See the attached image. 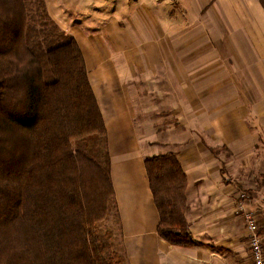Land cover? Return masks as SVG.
Returning a JSON list of instances; mask_svg holds the SVG:
<instances>
[{"label": "crops", "instance_id": "obj_1", "mask_svg": "<svg viewBox=\"0 0 264 264\" xmlns=\"http://www.w3.org/2000/svg\"><path fill=\"white\" fill-rule=\"evenodd\" d=\"M46 4L77 41L102 112L129 264H251L239 192L254 185L264 199L261 0ZM156 104L168 115L161 126L148 116ZM170 152L187 176L193 247L158 234L145 159Z\"/></svg>", "mask_w": 264, "mask_h": 264}, {"label": "trees", "instance_id": "obj_2", "mask_svg": "<svg viewBox=\"0 0 264 264\" xmlns=\"http://www.w3.org/2000/svg\"><path fill=\"white\" fill-rule=\"evenodd\" d=\"M145 165L159 236L193 247L177 154ZM110 166L77 41L46 0H0V264H129Z\"/></svg>", "mask_w": 264, "mask_h": 264}, {"label": "rangeland", "instance_id": "obj_3", "mask_svg": "<svg viewBox=\"0 0 264 264\" xmlns=\"http://www.w3.org/2000/svg\"><path fill=\"white\" fill-rule=\"evenodd\" d=\"M145 100L147 102H150L149 103L150 105H153V104H151L152 103L151 100L156 102L157 98L155 96H150L149 99L146 98ZM156 105L157 106H148V107H151V113H149L148 116L150 118H152L153 122H156L157 125L161 126L163 120H166L168 115L165 114V112H167V111H164L166 109L165 106H161L159 104H156ZM168 112H169V110H168ZM252 188H255V186L254 185H250V190L249 189L248 190L243 189L241 192H239L240 193L239 194L240 195L239 204H240V207L244 206L245 210L250 212V214L254 215L256 219H257V217L259 215V219L262 222V224L264 225V199L262 198L263 195L262 194H257V193H255V194L251 193L252 191L255 192V189H252ZM250 197H251V199L254 198V199H252L254 207H251V209H248L246 206H248V200L250 199ZM243 215H244L245 222L247 224V220L245 218V214H243ZM263 229L264 228H262V230ZM262 232H264V230ZM246 238H248V237H246Z\"/></svg>", "mask_w": 264, "mask_h": 264}, {"label": "built area", "instance_id": "obj_4", "mask_svg": "<svg viewBox=\"0 0 264 264\" xmlns=\"http://www.w3.org/2000/svg\"><path fill=\"white\" fill-rule=\"evenodd\" d=\"M240 209L245 213L247 220L246 231L252 255L251 264H264V237L260 227L257 225V220L254 215L245 210L244 206L240 207Z\"/></svg>", "mask_w": 264, "mask_h": 264}]
</instances>
